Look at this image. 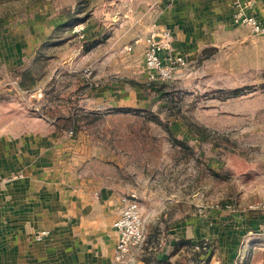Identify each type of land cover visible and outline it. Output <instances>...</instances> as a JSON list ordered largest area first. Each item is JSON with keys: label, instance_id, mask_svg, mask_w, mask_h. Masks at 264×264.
I'll return each instance as SVG.
<instances>
[{"label": "rangeland", "instance_id": "374dc122", "mask_svg": "<svg viewBox=\"0 0 264 264\" xmlns=\"http://www.w3.org/2000/svg\"><path fill=\"white\" fill-rule=\"evenodd\" d=\"M150 3L91 0L78 14L84 21L60 28L78 0H0V25L24 29L20 71L35 75L23 88L18 71L0 66V132H85L108 183L139 201L146 236L129 264H264V225L232 254L214 234L262 214L254 207L264 202V36L222 39L208 57L201 59L207 47L185 56L171 80L135 90L121 81L124 72H107L132 45L111 50V43L134 17L155 14L158 3ZM238 87L243 94L229 93ZM73 113L75 125L64 118ZM167 246L169 258L159 260Z\"/></svg>", "mask_w": 264, "mask_h": 264}, {"label": "crops", "instance_id": "0c3cea01", "mask_svg": "<svg viewBox=\"0 0 264 264\" xmlns=\"http://www.w3.org/2000/svg\"><path fill=\"white\" fill-rule=\"evenodd\" d=\"M155 3V14L146 10L127 29L120 28L124 38H115L111 50L132 46L118 54L123 61L106 66L107 72L148 81L143 53L151 32L170 30L173 48L192 59L222 39H238V34H246L245 40L254 37L249 27L233 21L236 12L264 20V0H152L150 4ZM23 30L18 24L0 25V66L23 70ZM46 129L6 127L0 132V264H111L118 241L113 222L125 197L98 169L103 157L85 132ZM253 216L236 227L214 230L230 254L246 233L264 225V212ZM172 228L180 239V221ZM43 229L50 235L36 240L35 234ZM168 248L159 260L169 258Z\"/></svg>", "mask_w": 264, "mask_h": 264}, {"label": "built area", "instance_id": "2783aa9c", "mask_svg": "<svg viewBox=\"0 0 264 264\" xmlns=\"http://www.w3.org/2000/svg\"><path fill=\"white\" fill-rule=\"evenodd\" d=\"M234 20L249 27L253 34L264 36V20L257 15L239 11ZM143 59L150 81L171 80L179 69L187 64L185 56L173 48L172 33L169 30L152 32L148 35ZM124 202L125 205L119 216L113 222L118 232V241L111 264H129L146 236L139 201L133 195V198L125 197ZM254 208L264 212V202H260ZM49 235L50 231L43 229L35 234V239L41 241Z\"/></svg>", "mask_w": 264, "mask_h": 264}, {"label": "trees", "instance_id": "16d2710c", "mask_svg": "<svg viewBox=\"0 0 264 264\" xmlns=\"http://www.w3.org/2000/svg\"><path fill=\"white\" fill-rule=\"evenodd\" d=\"M79 2V6H78V9L75 10V11H71V10H68L67 13H66V16H67V19L65 22H63L62 24L59 25L60 28H63V27H72L74 26L76 23L78 22H81V21H84V17H78V14L83 12L87 7L88 5L91 3V0H78ZM217 48L216 47H207L204 49V57H201L202 58H205V57H208L209 55H211ZM17 73H19L18 77L20 79V86L23 87V88H30V84L28 83L29 81H34V71L31 70V69H28V70H24V71H18ZM122 82H124L125 84L131 86L132 88H137L139 90H147L148 88H152L153 86H156L159 82L157 80H154V81H149V82H140L138 80H135V79H131V78H122L121 79ZM243 88H234V89H231L229 91V93L233 96H237V95H241L243 94ZM161 89L159 88V93ZM130 110H134L135 112H141L139 110H145V109H141V108H138V109H122L120 107H116L114 109V111H130ZM88 114H90V112H88ZM66 120V122H69L73 125H75V121H77V118H75V113L73 114H70V115H67L64 117ZM154 120H156L158 123L162 124V121L159 119V117L155 116L154 117ZM72 127V125L70 126ZM198 129V128H197ZM63 130H66L65 128ZM69 130V129H68ZM198 132L201 133V130L198 129ZM178 142V141H176ZM180 142V141H179ZM183 242L185 243H188L189 241L188 240H184ZM151 262V261H149Z\"/></svg>", "mask_w": 264, "mask_h": 264}]
</instances>
